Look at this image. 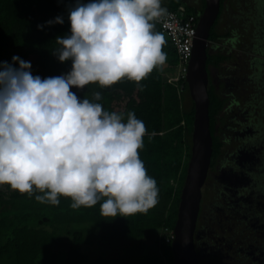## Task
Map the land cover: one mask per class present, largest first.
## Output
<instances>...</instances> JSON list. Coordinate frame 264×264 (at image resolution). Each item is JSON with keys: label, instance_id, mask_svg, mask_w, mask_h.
<instances>
[{"label": "clouds", "instance_id": "9594fccd", "mask_svg": "<svg viewBox=\"0 0 264 264\" xmlns=\"http://www.w3.org/2000/svg\"><path fill=\"white\" fill-rule=\"evenodd\" d=\"M167 14L161 0H76L70 35L53 51L71 60L66 75L41 78L18 56L0 63V186L72 209L100 204L103 217L147 213L158 203L157 182L139 156L147 129L133 111L104 110L100 92L80 99L89 84L109 88L141 82L167 62L166 39L155 22ZM62 24L57 16L47 24ZM38 29L42 26L38 25Z\"/></svg>", "mask_w": 264, "mask_h": 264}, {"label": "trees", "instance_id": "16d2710c", "mask_svg": "<svg viewBox=\"0 0 264 264\" xmlns=\"http://www.w3.org/2000/svg\"><path fill=\"white\" fill-rule=\"evenodd\" d=\"M227 3L230 1L220 0L219 15L210 30L206 49L211 171L215 170L227 146L221 131L227 99L213 86L210 69L222 70L226 63L234 61L235 54L228 53L225 43L226 39L234 43L239 41L236 31L219 33L216 30ZM75 4L76 0H0V63L6 62L16 68L18 64L12 62V57L18 56L31 63L33 76L42 79L70 72L71 60L60 62L53 51L59 47L57 37L70 35L68 15ZM204 5L205 1L200 0V6L192 9L194 7L184 4L183 0H166L167 11L175 12L183 7L186 14L193 15L196 20ZM57 16L63 18L62 24H47ZM38 25L42 27L38 29ZM155 31L161 32L157 22ZM165 39L163 50L167 62L141 82L142 91L127 80L109 88L89 84L84 89H71L78 98L90 100L98 91L102 99L95 102L104 110L124 113L125 119L126 114L133 111L143 121L147 134L139 156L148 175L157 182L158 203L147 213L110 218L100 214L99 203L90 208L72 209L71 201L60 197L59 205L53 206L37 202L35 195L39 193L29 197L10 190L8 185L0 186V264H173L172 240L166 242L164 230L172 232L177 220L191 155L194 105L185 80L168 82L176 75L178 57L169 40ZM186 99L190 103L188 106ZM90 224L99 227V247H105L106 252L116 250L117 256L108 258L101 248L103 256L90 262L89 255L81 251L82 245L92 243L89 239L94 227Z\"/></svg>", "mask_w": 264, "mask_h": 264}, {"label": "rangeland", "instance_id": "374dc122", "mask_svg": "<svg viewBox=\"0 0 264 264\" xmlns=\"http://www.w3.org/2000/svg\"><path fill=\"white\" fill-rule=\"evenodd\" d=\"M183 1L190 6L200 5V0ZM229 1L216 30L219 33L236 31L240 43H235L236 47L231 50L235 60L228 63L232 66L230 71L227 73L225 69L211 67L210 73L216 91L239 95L240 104L227 113L222 136L228 145L206 181L205 196L201 198V227L195 234L200 264L215 263L217 255L211 235L222 208L227 206L226 202L230 199L235 202L238 196L246 205L252 198L253 185L258 192L261 187L264 189V0ZM161 6L166 8V0H161ZM227 46L225 43V49ZM189 104L186 99L185 105ZM244 188L248 190L245 192ZM260 202L263 204L259 203L258 208H248L247 205L237 217H227L228 225L231 222L230 226L236 227L238 232L244 229L238 236L237 232L232 235L234 250L237 251L232 263L264 264L263 198ZM90 225L94 227L89 239L92 243L82 245L81 251L93 262L97 256H103L100 250L105 251V247H99L97 224ZM105 254L109 258L118 253L111 250Z\"/></svg>", "mask_w": 264, "mask_h": 264}, {"label": "water", "instance_id": "95a60500", "mask_svg": "<svg viewBox=\"0 0 264 264\" xmlns=\"http://www.w3.org/2000/svg\"><path fill=\"white\" fill-rule=\"evenodd\" d=\"M198 17L195 38L185 82L194 105L191 155L180 194L177 220L173 228L171 251L173 264H198L194 232L200 210L202 188L210 168L212 137L209 130L208 73L206 70L207 42L210 30L220 10V0H204Z\"/></svg>", "mask_w": 264, "mask_h": 264}, {"label": "flooded vegetation", "instance_id": "af4514ba", "mask_svg": "<svg viewBox=\"0 0 264 264\" xmlns=\"http://www.w3.org/2000/svg\"><path fill=\"white\" fill-rule=\"evenodd\" d=\"M192 7H195V6H192ZM232 37L236 38L235 35H233ZM232 41H228V39H226V42H227L226 44L228 45L226 49L229 50L228 53H231V50L234 49V47H236L235 43H237V44L240 43V39H239V41L237 40V42H235V43L232 42ZM231 44H233L235 46L234 47H233V45L230 46ZM260 53H261V51H260ZM230 67H232V66L230 64L226 63L223 66V69H225V71L228 73L230 71L229 70ZM210 76L212 78L211 73H210ZM221 87H222V85H221ZM222 94H223V97L227 99V103L224 106V110H223V117L226 118L227 113L232 108H236V107L239 106V104H240V96L236 95V94H232L230 92L222 93ZM224 126H225V122H224V124H222L221 129H223ZM222 133H223V131H222ZM222 138H224V137L222 136ZM224 139L226 140V138H224ZM226 142H227V140H226ZM227 145H228V142H227ZM212 172H213V170L212 171L211 170L208 171V175H207L206 180L210 179V174ZM205 183H206V181H205ZM246 190H248V189L244 188L245 192H246ZM251 191H252L251 192L252 193L251 194L252 198L249 199V201H248L249 204L246 203V205H245L244 202H241L242 199H239L238 196H237V198H235V202L236 203L233 202V200L230 199V202H226L227 206L225 208L224 207L222 208V211L219 214V218L216 221V225L213 228L212 235H211L213 237V241H214L213 243H214L215 254L217 255L215 257L216 260H215L214 264H235V263H232V262H233V259H234L233 256H235V253L237 251L235 252V250H234V245H233L234 241H232V239H233L232 235L235 234V232H237L236 235L238 236V233L244 231V229H242V231L238 232V229L236 227H233L232 225L230 226L231 222H229V225H228V223H226L228 221L227 217L230 216V217L233 218L234 215H235V217H237V215L242 213V210L244 211V209L247 208V207H245L247 205H248V208H249L250 206L257 207V206L260 205L259 203L263 204V202H260V198H263V201H264V189H263V187H261V189L259 191L261 193L260 195H258L259 192H258V190L256 191L254 185H253V188H252ZM247 192H250V191H247ZM201 213H202V202L200 203V210H199V214H198V218H197V222H196V228H195V232H194V246H195V239H196L195 234L197 233V231L201 227ZM246 228H249V226L246 225ZM195 250H196V254H197L198 264H200L199 257H198V251H197L196 246H195Z\"/></svg>", "mask_w": 264, "mask_h": 264}, {"label": "built area", "instance_id": "2783aa9c", "mask_svg": "<svg viewBox=\"0 0 264 264\" xmlns=\"http://www.w3.org/2000/svg\"><path fill=\"white\" fill-rule=\"evenodd\" d=\"M62 1L73 2L74 0ZM197 21L198 19L196 20L193 15H187L183 7H179L175 12L167 11L166 15L156 21L160 25L161 33L169 40L178 57L176 75L169 78L168 82H178L186 78ZM164 233L167 236L166 242L173 239L172 232L164 230Z\"/></svg>", "mask_w": 264, "mask_h": 264}, {"label": "crops", "instance_id": "0c3cea01", "mask_svg": "<svg viewBox=\"0 0 264 264\" xmlns=\"http://www.w3.org/2000/svg\"><path fill=\"white\" fill-rule=\"evenodd\" d=\"M183 3H184V4H187V3H185L184 1H183ZM188 6H190V5H188ZM199 6H200V5H198L197 8H198Z\"/></svg>", "mask_w": 264, "mask_h": 264}]
</instances>
